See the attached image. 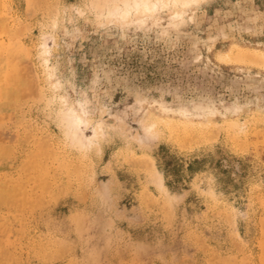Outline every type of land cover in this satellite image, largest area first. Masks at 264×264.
<instances>
[{
  "label": "rangeland",
  "instance_id": "374dc122",
  "mask_svg": "<svg viewBox=\"0 0 264 264\" xmlns=\"http://www.w3.org/2000/svg\"><path fill=\"white\" fill-rule=\"evenodd\" d=\"M163 1L0 0V264H264V0Z\"/></svg>",
  "mask_w": 264,
  "mask_h": 264
},
{
  "label": "bare ground",
  "instance_id": "6f19581e",
  "mask_svg": "<svg viewBox=\"0 0 264 264\" xmlns=\"http://www.w3.org/2000/svg\"><path fill=\"white\" fill-rule=\"evenodd\" d=\"M98 1V0H97ZM148 1H150V0H123V8H121V9H124V12L126 11H129L131 8H137V9H139V8H141L142 9V11H143V9H147V8H149V7H151L152 5H153V3H154V5H156V3L155 2H153L152 0V3L151 2H148ZM156 2H157V4H158V1L159 0H155ZM163 0H161V2H162ZM102 2V1H101ZM165 2L166 1H163V3L165 4ZM176 2H179V1H176ZM182 2H183V0H182ZM187 2V1H186ZM186 2H185V4H186ZM191 1H189V3H190ZM192 2H194V1H192ZM182 4V3H181ZM184 5V4H183ZM159 6V5H158ZM167 6V5H166ZM165 6V7H166ZM160 7V6H159ZM119 8V7H118ZM154 8V7H153ZM161 8H163V7H161ZM141 9L139 10V11H141ZM150 9V8H149ZM151 10V9H150ZM162 10V9H161ZM134 11V10H133ZM141 11V12H142ZM146 11H148V10H146ZM154 11H156L155 9H154ZM153 11V12H154ZM163 11V10H162ZM123 12V13H124ZM125 12V13H126ZM135 12H137V10L135 11ZM124 13V14H125ZM143 13V12H142ZM127 14V13H126ZM130 14V13H129ZM156 14V13H155ZM158 14H159V12H158ZM140 17V16H139ZM142 17V16H141ZM156 17V16H155ZM154 17V18H155ZM163 17V16H162ZM183 17H185V16H183ZM143 18V17H142ZM145 18V17H144ZM152 18V17H151ZM146 19V18H145ZM148 19V18H147ZM160 19H161V17H160ZM169 19V18H168ZM175 19V18H174ZM173 19V20H174ZM149 20V19H148ZM178 20V19H177ZM136 21V20H135ZM134 21V22H135ZM139 21H141V19L139 20ZM153 21V20H152ZM163 21V20H162ZM161 21V22H162ZM142 22V21H141ZM171 22V21H170ZM173 23V22H172ZM175 23H176V21H175ZM136 24V23H135ZM174 25H176V24H174ZM8 78V77H7ZM7 82H9L8 80H7ZM8 84H11V83H8ZM7 84V85H8ZM161 106V105H160ZM164 106V105H163ZM170 107V106H169ZM202 107V106H201ZM162 108V107H161ZM191 108H193V107H191ZM195 108V107H194ZM183 109V108H182ZM175 110H177V109H175ZM180 110V109H179ZM187 110V109H186ZM182 111V110H181ZM5 114V113H4ZM87 122V119L85 120L83 117H82V115H80V113L79 114H75V111H74V113L72 114V119H71V124L73 125V127H74V129H77L75 132H77L78 130H80V128L82 127V124H83V122ZM83 126H86V124H83ZM77 127V128H76ZM78 134V133H77ZM81 138V137H80ZM75 139H78V138H75ZM79 141V140H78Z\"/></svg>",
  "mask_w": 264,
  "mask_h": 264
}]
</instances>
